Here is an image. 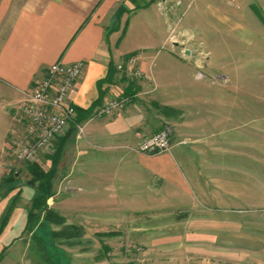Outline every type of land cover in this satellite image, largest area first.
Masks as SVG:
<instances>
[{
	"label": "crops",
	"instance_id": "crops-1",
	"mask_svg": "<svg viewBox=\"0 0 264 264\" xmlns=\"http://www.w3.org/2000/svg\"><path fill=\"white\" fill-rule=\"evenodd\" d=\"M147 1L0 0V148L16 131L17 106L49 64L86 62L69 101L87 109L100 97L98 81L109 63L134 54L145 77L134 82L133 101L82 120V131L74 127L67 135L58 162L66 188L95 198L92 206L182 208L188 238L198 241V264H264V21L258 15L264 4L199 0L176 23L166 2L140 6ZM193 11L198 21L189 16ZM207 16L214 22L213 44H206L213 57L198 79L196 61L171 49V37L199 26L204 38ZM101 87L98 103L122 95L126 82L115 73ZM159 105L181 113L169 152L144 156L112 147L132 141L136 128L156 127L147 107ZM161 181L173 189L160 205ZM0 264L31 263L26 255L5 254Z\"/></svg>",
	"mask_w": 264,
	"mask_h": 264
},
{
	"label": "rangeland",
	"instance_id": "rangeland-1",
	"mask_svg": "<svg viewBox=\"0 0 264 264\" xmlns=\"http://www.w3.org/2000/svg\"><path fill=\"white\" fill-rule=\"evenodd\" d=\"M163 1L171 10V18L176 23L182 22L186 13L192 7L194 10L199 3V0ZM259 2L264 4V0H251L252 7H259ZM189 16L196 21L199 19L198 11H193ZM262 17L264 19L263 15ZM207 18L206 24L202 25V29L206 30L202 32L204 38L198 34L199 26L192 27L196 29L195 33L180 29L173 31L171 37L174 41L170 45L171 49L182 57L196 61L195 76L198 79L204 76L203 69L208 65V59L213 57L206 44H213L214 22L212 17ZM186 50L188 54L185 53ZM148 83L144 85L150 86ZM147 108L151 118L146 120L152 125L155 119L156 127H150L149 130L136 128L132 132V141L114 142L112 147L126 149V152L135 155H158L160 153L140 152L137 146L139 136L167 126L171 130L170 145L168 150L161 153L170 151L175 142L174 123L179 120L180 111L164 105ZM12 137L10 133L4 146L0 148V184L5 177L15 175V186L10 191L0 188V226L2 220L6 219L5 227L0 233V259L9 254L26 255L31 264H198V241L188 238L190 226L183 223L182 208H123L113 205L104 208L89 205L95 198L90 200L85 192H73L66 188L67 183L58 174V166L53 178V194L47 199V211L53 213L54 217L46 218L47 211L35 212L34 217L30 218L33 221L32 227L27 226L28 211L35 194V188L26 183L30 178L27 167L37 163L47 169L50 160L46 156L49 154L43 153L37 160H16L12 152ZM57 138L52 146L53 151ZM165 185L162 181L158 183L160 205L166 203V190L172 188Z\"/></svg>",
	"mask_w": 264,
	"mask_h": 264
},
{
	"label": "built area",
	"instance_id": "built-area-1",
	"mask_svg": "<svg viewBox=\"0 0 264 264\" xmlns=\"http://www.w3.org/2000/svg\"><path fill=\"white\" fill-rule=\"evenodd\" d=\"M86 62L82 59L49 64L35 78L28 93L14 113L16 131L12 135V152L16 160H37L43 153H52L55 139L73 125L81 132L83 125L76 122L75 106L69 93L82 76ZM115 70L125 82L142 80L145 75L134 54L121 57L114 63ZM200 74V73H198ZM134 96V94H133ZM128 96H110L93 106L90 118L101 117L123 110L130 102ZM171 130L163 127L152 134H141L137 143L142 153H161L168 150Z\"/></svg>",
	"mask_w": 264,
	"mask_h": 264
},
{
	"label": "trees",
	"instance_id": "trees-1",
	"mask_svg": "<svg viewBox=\"0 0 264 264\" xmlns=\"http://www.w3.org/2000/svg\"><path fill=\"white\" fill-rule=\"evenodd\" d=\"M150 2L151 0L144 2L140 6L145 7ZM258 15L264 21L262 15L260 13H258ZM115 72L116 70H115L114 64L109 63L107 75L103 79L98 81V85L100 88V97L98 98V101H96L92 106H90L87 109H83V108H79L75 106L76 122H81L82 120L90 116L93 106H95L100 101L99 99L104 94L105 88H102L101 86L104 83H110L112 81V78ZM121 79L125 81L124 77H121ZM134 88H135V83L128 81L124 89V92L122 94L123 96H128L130 98L129 102L133 101V98H134L133 94L135 93ZM73 129H74V126L71 125L69 127L70 131L68 130L69 132H66V135L64 134V136H59L57 138L54 151L46 156L50 160L49 167L47 169H43L37 163H32L28 165L27 167V171L30 175V178L27 179L26 183L35 188V194L30 203V207H29L30 209L28 211L29 213H28V218L26 221V225L29 227H32L33 221H31L30 218L34 217V214H36L35 212H38V211L45 212L47 211V209H49L48 204H47V199L51 197L53 194V178L57 171L58 162L60 160L61 153H62L64 144L66 142V137L67 135H69L71 131H73ZM14 180H15V175L5 177L1 181L0 188H5L10 191L15 186L13 184ZM45 215H46V218H49L50 216L54 217L53 213H51L50 211L45 212ZM5 223H6V219L4 218L1 222L0 233L4 229Z\"/></svg>",
	"mask_w": 264,
	"mask_h": 264
},
{
	"label": "water",
	"instance_id": "water-1",
	"mask_svg": "<svg viewBox=\"0 0 264 264\" xmlns=\"http://www.w3.org/2000/svg\"><path fill=\"white\" fill-rule=\"evenodd\" d=\"M185 53L188 54V51L186 50Z\"/></svg>",
	"mask_w": 264,
	"mask_h": 264
}]
</instances>
